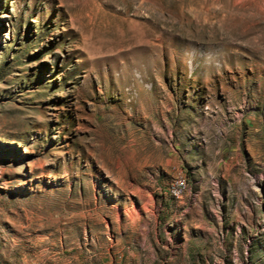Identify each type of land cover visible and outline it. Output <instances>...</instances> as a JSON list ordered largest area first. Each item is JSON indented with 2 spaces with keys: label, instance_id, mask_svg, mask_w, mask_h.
<instances>
[{
  "label": "rangeland",
  "instance_id": "obj_1",
  "mask_svg": "<svg viewBox=\"0 0 264 264\" xmlns=\"http://www.w3.org/2000/svg\"><path fill=\"white\" fill-rule=\"evenodd\" d=\"M0 264H264V0H0Z\"/></svg>",
  "mask_w": 264,
  "mask_h": 264
},
{
  "label": "built area",
  "instance_id": "obj_2",
  "mask_svg": "<svg viewBox=\"0 0 264 264\" xmlns=\"http://www.w3.org/2000/svg\"><path fill=\"white\" fill-rule=\"evenodd\" d=\"M185 186V180L183 177H176L174 183L170 187V191L174 195H178L182 188Z\"/></svg>",
  "mask_w": 264,
  "mask_h": 264
}]
</instances>
